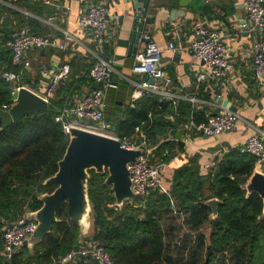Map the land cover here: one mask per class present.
Listing matches in <instances>:
<instances>
[{
    "label": "trees",
    "instance_id": "16d2710c",
    "mask_svg": "<svg viewBox=\"0 0 264 264\" xmlns=\"http://www.w3.org/2000/svg\"><path fill=\"white\" fill-rule=\"evenodd\" d=\"M0 65L2 70L20 69L7 46L0 48ZM19 82L23 84L22 79ZM203 97L207 98L206 92ZM11 103L10 84L0 79V107ZM62 104L61 99L50 100L47 110L24 115L4 128L0 117V228L40 207L35 192H51L56 186L43 180L57 170L68 143V135L55 120ZM205 111L186 99L173 102L144 93L123 107L111 128L123 137L141 126L158 143L155 158L164 159L172 155L174 144L182 146L166 136L175 137L190 119L204 120ZM254 164L253 155L236 148L226 152L206 176L186 163L175 169L168 192L153 190L143 205L126 202L120 211L113 208L112 191L103 183L106 173L90 169L88 195L96 229L80 238L64 202L51 231L32 251L22 246L8 258L0 253V264H61L60 257L85 239L99 242L116 264H250L264 242L262 200L256 192L246 196L241 188ZM210 198L221 200L214 218L205 203ZM176 213L185 214L182 224ZM204 223L210 227L207 237L201 230ZM64 264L98 263L90 256H77Z\"/></svg>",
    "mask_w": 264,
    "mask_h": 264
},
{
    "label": "crops",
    "instance_id": "0c3cea01",
    "mask_svg": "<svg viewBox=\"0 0 264 264\" xmlns=\"http://www.w3.org/2000/svg\"><path fill=\"white\" fill-rule=\"evenodd\" d=\"M101 1L109 10V25L100 52L94 41L88 39L87 31L78 19L84 0H0V48H5L12 32L20 26L48 35L57 43L27 53L30 66L20 69L24 85L47 97L48 103L61 99L62 107H70L93 86L87 78V70L94 62L93 53L98 52L110 59L115 68L111 82L116 87H108L104 92V112L111 117V125L127 103L144 94L138 93L134 82L149 79L132 71L133 55L143 48V41L137 42L135 52H129V46L135 30L148 31L162 50L166 75L173 85L181 86L177 100L186 99L192 107H204L206 114L222 111V104L215 99L218 96L230 102L239 115L233 130L222 131L216 137L195 135L186 144L174 137L182 146L174 144L172 155L159 159L161 187L158 190L161 192L170 190L177 167L191 163L206 176L226 152L256 131H264V85L259 83L252 64L250 46L253 37L246 28L239 26L246 20L244 0H190L184 7L178 4L179 0H149L147 15L143 19L136 16L135 9H130V0ZM171 9H179L174 19L170 18ZM182 10L184 15H181ZM197 21L216 30L226 43L232 61L226 80L200 84L195 81V74L205 68L204 63L186 46L193 38L190 25ZM169 40H173L174 49L168 47ZM62 64L69 65V73L61 79L55 92L48 95L49 78ZM204 92L207 98L203 97ZM170 136L167 135L166 139ZM184 217L185 214L180 213L179 224ZM201 230H207L209 234V224L204 223Z\"/></svg>",
    "mask_w": 264,
    "mask_h": 264
},
{
    "label": "built area",
    "instance_id": "2783aa9c",
    "mask_svg": "<svg viewBox=\"0 0 264 264\" xmlns=\"http://www.w3.org/2000/svg\"><path fill=\"white\" fill-rule=\"evenodd\" d=\"M244 7L246 20L239 26H246V30L253 37L250 46L252 64L259 83L264 85V0H244ZM78 19L86 29L88 39L94 41L101 52L109 25V10L105 3L101 0H84ZM190 29L193 32V38L186 48L193 56L201 59L205 67L195 74V81L200 84L210 80H226L232 68V61L221 35L200 21L191 23ZM140 39L143 41V48L133 55L132 71L153 77L154 81L150 82L145 79L139 83L134 82L138 93H152L158 95L160 99L175 102L180 97L181 86L173 85L166 75L162 65L161 48L148 31L142 32ZM56 44L54 38L31 32L26 26L18 27L6 41V46L11 51L12 62L19 65L20 69L30 66V59L27 56L29 51ZM168 47L174 49L173 40L168 41ZM93 54L94 62L87 70V76L93 86L88 92L81 94L74 105L61 108L55 120L61 123L62 130L67 135L72 126H80L116 137L121 147L128 149L142 147V152L138 154L135 161L128 164V168L133 193L145 197L149 192L161 187L160 160L155 158L154 153L158 143H154L141 126L136 127L133 134L129 136L119 137L112 131L104 112V92L108 87H116V84L111 82L115 68L110 59L104 58L98 52ZM20 69L19 71L3 69L0 72V77L10 84L11 93L21 86H26L19 82ZM69 70L68 64H62L57 71L51 74L47 87L48 95L55 92L61 79L68 75ZM42 97L47 99L45 96ZM186 98L191 97L186 96ZM13 102L12 100L11 104L2 105L1 108L9 109ZM221 107L220 112H207L202 121L196 122L190 119L182 128L184 132L180 140L186 144L195 135L216 137L222 131L233 130L239 117L238 113L229 107L222 105ZM169 118L172 116L170 115ZM169 139H174V137L170 136ZM236 149L253 155L255 157L253 169L264 172V131H256ZM166 153L167 151L164 154ZM128 203L133 204L134 202L129 201ZM137 205H143V203L140 202ZM35 227L34 220L24 221L23 218L1 227L3 255L8 258L19 250L23 239L30 235ZM77 256H90L98 264H116L104 247L91 239L83 240V244L77 249H71L61 256L59 262L61 264L73 262Z\"/></svg>",
    "mask_w": 264,
    "mask_h": 264
},
{
    "label": "water",
    "instance_id": "95a60500",
    "mask_svg": "<svg viewBox=\"0 0 264 264\" xmlns=\"http://www.w3.org/2000/svg\"><path fill=\"white\" fill-rule=\"evenodd\" d=\"M131 8L135 9L138 18H145L149 0H130ZM190 0H179L182 7L187 6ZM179 9H171L170 18L174 19ZM184 11L182 10V14ZM246 28V26L244 27ZM141 32L135 30L131 35L129 52H135V46L140 40ZM43 48H41L42 50ZM150 82L153 77L147 76ZM0 79H2L0 77ZM13 104L9 109L0 107L1 128L8 126L14 120L20 119L27 114L45 111L48 108V100L33 91L31 88L21 86L11 93ZM217 103L236 108L226 99L215 96ZM114 131V126H112ZM183 129H179L175 134L176 139H180ZM142 147L128 149L120 146V141L111 135L92 131L80 126H72L68 133V143L65 152L58 160L57 170L43 180V184H56L51 192H35V196L41 202L40 207L35 210H27L24 214V221L34 220L36 227L33 232L25 237L22 246L30 251L39 244L43 237L52 229V224L57 220V212L62 204L67 205V213L70 219L79 227V236L83 238L91 232L93 227L92 206L88 195L90 177L89 170L96 173H106L103 180L105 185L110 187L114 202L113 208L117 211L123 209L124 204L133 201L145 203V197L135 194L131 188L130 170L128 164L136 160ZM245 189L246 196L251 192H256L262 200V215L264 216V172L253 169L246 181L241 184ZM211 209L210 218L217 215V206L221 200L210 198L205 202ZM177 220L180 221V213H176ZM177 244V242L175 243Z\"/></svg>",
    "mask_w": 264,
    "mask_h": 264
},
{
    "label": "rangeland",
    "instance_id": "374dc122",
    "mask_svg": "<svg viewBox=\"0 0 264 264\" xmlns=\"http://www.w3.org/2000/svg\"><path fill=\"white\" fill-rule=\"evenodd\" d=\"M206 235V237L208 236V231L204 230L203 231ZM178 245L175 244V247ZM250 264H264V242L261 241V244L259 247H257V249L255 250V255L253 257V259L251 260Z\"/></svg>",
    "mask_w": 264,
    "mask_h": 264
}]
</instances>
